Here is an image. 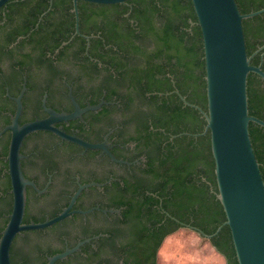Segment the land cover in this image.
<instances>
[{
  "label": "flooded vegetation",
  "instance_id": "af4514ba",
  "mask_svg": "<svg viewBox=\"0 0 264 264\" xmlns=\"http://www.w3.org/2000/svg\"><path fill=\"white\" fill-rule=\"evenodd\" d=\"M5 19L0 21V131L12 121L19 95L23 106L18 120L22 124L48 116L46 106L73 111V94L81 107L101 102L102 105L89 108L76 118L60 120L56 125L92 142L107 141L118 158L131 162L114 160L103 149H86L51 130L29 133L21 147L25 154L22 168L39 189L27 185L26 222L55 216L70 204L81 183H98L84 187L72 206L94 207L92 211L73 212L44 228L18 233L11 246V260L16 264H47L54 253L90 238L55 264H151L152 261L157 264L158 252L156 258L149 254L155 244L154 235L160 232V228L153 229V221L162 213H170L163 207L162 200L157 203L136 191L142 178H150L147 166L142 163L146 156L139 151L136 141L127 139L136 129L138 97L128 83L121 85L125 73L120 77L112 72L111 64L102 59H109L110 43L103 37L91 40V36L101 35L98 29L97 33L83 32L90 35L89 40L80 34L87 39L85 47L83 38H75L73 34L68 42L63 43V40L52 52L27 37L30 33L9 39L7 35L15 30L16 24L1 26ZM95 19L106 20L98 15L90 16L89 25ZM23 37L27 38L22 41ZM64 44L68 45L60 50ZM123 93L133 96V101L128 103V98L120 96ZM10 140L11 129L3 130L0 133L1 226L7 223L12 210V184L6 190L10 176L7 159ZM158 181L161 183V177ZM147 192L154 194L149 189ZM178 220L180 227H189L188 222ZM170 225L167 223V227ZM1 226L0 232L4 228Z\"/></svg>",
  "mask_w": 264,
  "mask_h": 264
},
{
  "label": "trees",
  "instance_id": "16d2710c",
  "mask_svg": "<svg viewBox=\"0 0 264 264\" xmlns=\"http://www.w3.org/2000/svg\"><path fill=\"white\" fill-rule=\"evenodd\" d=\"M243 1L248 11L264 6V0ZM79 10L81 31L91 34L101 30V35L91 36V40L103 37L110 43L111 55L109 59H102L111 64L112 72L119 76L125 73L121 85L128 83L138 97L136 129L127 139L136 141L139 151L146 156L142 163L147 166L150 178H142L136 191L157 203L162 200L163 207L170 213H162L153 221V229L160 228V232L154 235L155 244L149 254L156 258L164 238L181 226L178 219L214 233L226 220V213L217 195L211 133L209 130L194 134L204 130L206 118L174 90L178 88L190 102L208 108L203 35L193 1L97 3L79 0ZM95 15L106 20L95 19L89 25V17ZM4 19L1 26L16 24L15 30L7 35L9 39L30 33L27 37L52 52L75 32L73 0H53L52 4L51 0H9L0 7V21ZM249 19L256 49L264 43V12ZM78 37L81 35L75 34V38ZM86 41L84 37L83 47ZM262 51L254 55V63L263 60L264 68ZM128 95L120 94L128 98L129 103L133 96ZM250 113L264 118V78L256 72L252 77ZM250 133L264 177V126L251 121ZM7 180L6 190L11 187L10 176ZM12 206L11 193L10 210ZM167 223L171 225L167 227ZM5 224L0 225L1 229ZM209 239L226 257V264H239L228 224Z\"/></svg>",
  "mask_w": 264,
  "mask_h": 264
},
{
  "label": "water",
  "instance_id": "95a60500",
  "mask_svg": "<svg viewBox=\"0 0 264 264\" xmlns=\"http://www.w3.org/2000/svg\"><path fill=\"white\" fill-rule=\"evenodd\" d=\"M8 1L0 0V7ZM88 1L116 3L127 0ZM192 1L203 35L208 108L205 109L197 103L190 102L178 88L174 90L186 104L197 107L206 118L204 130L194 134L198 135L210 130L218 186L217 195L224 207L226 220L214 233H207L191 223L186 225L195 229L200 235L211 238L219 233L224 224H228L239 264H264V177L250 133L251 121L264 126V118L250 113L253 72L264 78L263 60L255 64L254 55L264 49V43L255 49L249 19L263 13L264 6L248 11L243 0ZM73 11L75 13L74 35L82 34L89 40L90 35L84 34L80 29L79 0H73ZM66 42L68 41L63 43ZM263 56L264 51H262ZM24 90L25 87L22 92ZM72 98L75 103L73 111H58L46 106L48 116L37 117L21 124L18 117L23 104L19 95L18 107L12 121L3 129H11L7 159L13 207L6 225L0 232V264H16L11 260V246L16 235L23 230L44 228L73 212L87 213L94 209V207L72 208V206L83 188L97 184L96 181L81 183L73 194L70 204L55 216L42 221H24L27 185L31 184L38 188L36 182L27 177L22 168V158L25 154L22 153L21 147L29 133L41 129L51 130L62 138L81 144L86 149H103L112 159L131 163L127 159L118 158L111 151L107 141L92 142L77 134H69L56 125L60 120L76 118L83 111L89 108L96 109L102 105L101 102L81 107L73 94ZM89 240L90 238H85L72 247L54 253L49 257L47 264H55L56 260L65 258Z\"/></svg>",
  "mask_w": 264,
  "mask_h": 264
},
{
  "label": "rangeland",
  "instance_id": "374dc122",
  "mask_svg": "<svg viewBox=\"0 0 264 264\" xmlns=\"http://www.w3.org/2000/svg\"><path fill=\"white\" fill-rule=\"evenodd\" d=\"M157 264H226V257L195 229L179 227L164 238Z\"/></svg>",
  "mask_w": 264,
  "mask_h": 264
},
{
  "label": "crops",
  "instance_id": "0c3cea01",
  "mask_svg": "<svg viewBox=\"0 0 264 264\" xmlns=\"http://www.w3.org/2000/svg\"><path fill=\"white\" fill-rule=\"evenodd\" d=\"M209 240H210V239H209ZM210 242H211V240H210ZM211 245H212L213 249H214L215 251H217L216 247L213 245L212 242H211ZM220 253H221V252H220Z\"/></svg>",
  "mask_w": 264,
  "mask_h": 264
}]
</instances>
